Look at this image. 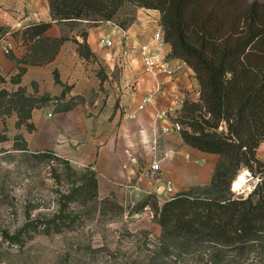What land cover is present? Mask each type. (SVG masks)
<instances>
[{
  "label": "crops",
  "instance_id": "crops-1",
  "mask_svg": "<svg viewBox=\"0 0 264 264\" xmlns=\"http://www.w3.org/2000/svg\"><path fill=\"white\" fill-rule=\"evenodd\" d=\"M0 16L7 23L0 31L9 33L13 44L9 55L0 53V90L8 85L17 94L34 82L38 93L57 95L67 86L71 95L81 98L43 119L57 122L63 143L59 150L63 147L77 165H89L97 176L108 179L107 188L122 186L132 197L151 191L174 194L210 182L220 155L187 144L180 131L163 132L173 118L156 115L172 105L178 118L186 104L200 100L194 70L172 55L168 42L158 47L159 58L172 68L182 67L172 75H153L143 69L138 46L151 39L160 22L159 10L137 8L134 20L125 28L109 20H54L48 0H0ZM44 21L51 25L36 39H63L53 55L31 63L23 55L27 44L36 39L23 32ZM77 27L83 29L81 33ZM107 35L110 46L101 41ZM80 43L87 45V55L79 52ZM89 93L94 95L92 99H82ZM144 97L148 102L138 109ZM153 140L154 150L150 147ZM153 158L161 159L168 178L163 184H154L147 175ZM167 181L170 190L165 187Z\"/></svg>",
  "mask_w": 264,
  "mask_h": 264
},
{
  "label": "rangeland",
  "instance_id": "rangeland-1",
  "mask_svg": "<svg viewBox=\"0 0 264 264\" xmlns=\"http://www.w3.org/2000/svg\"><path fill=\"white\" fill-rule=\"evenodd\" d=\"M137 8L125 4L115 21L135 17ZM77 30L81 33L83 29ZM27 45L23 56L36 62L58 47L42 39ZM4 88L0 90V264H264V231L243 248L162 235L155 205L196 186L174 194L151 191L132 197L122 186L107 188L108 179L94 172L97 196L69 199L81 173L92 169L77 165L63 147L59 150L63 143L57 122L43 119L81 98L71 95L67 86L57 95L38 93L34 82L17 94L8 85ZM93 96L89 93L82 99ZM205 118L211 122L209 114ZM178 120L183 129H189L185 122L191 120V114L183 109ZM224 130V124L216 129ZM256 154L264 162V141ZM147 175L156 185L168 179L164 173L155 176L149 169ZM241 175H245V182L235 189L234 181ZM257 176L242 167L230 190L235 196L246 195ZM145 199L148 203L141 207Z\"/></svg>",
  "mask_w": 264,
  "mask_h": 264
},
{
  "label": "trees",
  "instance_id": "trees-1",
  "mask_svg": "<svg viewBox=\"0 0 264 264\" xmlns=\"http://www.w3.org/2000/svg\"><path fill=\"white\" fill-rule=\"evenodd\" d=\"M48 1L54 20H109L121 28L134 18L115 21L125 4L157 9L172 55L183 59L195 72L200 100L184 106L191 120L185 122L189 129L180 133L187 144L221 158L207 185L155 205L162 235H183L243 248L248 240L264 231V162L256 154L264 141V1ZM50 25V21L35 23L23 34L36 39ZM62 39L42 40L58 45ZM78 50L84 55L88 53L85 43L78 44ZM205 114H209L211 122ZM220 124H224L225 130L217 132ZM242 167L253 176L258 175V181L246 195L235 196L230 186ZM81 177L69 199L75 195L84 200L95 198L94 171L86 170ZM147 203L145 199L140 206Z\"/></svg>",
  "mask_w": 264,
  "mask_h": 264
},
{
  "label": "built area",
  "instance_id": "built-area-1",
  "mask_svg": "<svg viewBox=\"0 0 264 264\" xmlns=\"http://www.w3.org/2000/svg\"><path fill=\"white\" fill-rule=\"evenodd\" d=\"M4 25H7L6 22L0 16V28ZM164 29L160 22L156 24V28L152 34L151 39L148 42L142 43L138 46L139 55L142 61L143 69L145 72L150 74L156 75L158 73H166L168 75L175 74L177 70L182 67V64H177L174 68L170 67L166 64V62L162 61L159 58L158 47L164 43ZM101 41L104 43L105 46H110L111 41L110 38L107 36L103 37ZM13 49L12 40L10 39L9 33L1 32L0 31V53L4 55H9ZM148 102V98L144 97L141 99V103L138 106V109H142L144 104ZM176 108L170 105L166 108L159 110L157 112L158 117L164 118H173L170 121L169 126L163 127V132L169 131H181L183 129L182 123L178 120L176 115ZM156 144V140L151 142V149L154 150ZM133 158H131L132 160ZM160 158H153L150 163V170L151 172L157 174L158 176L163 174L162 168L160 166ZM165 187L170 190V182L167 181ZM146 209V208H145Z\"/></svg>",
  "mask_w": 264,
  "mask_h": 264
},
{
  "label": "bare ground",
  "instance_id": "bare-ground-1",
  "mask_svg": "<svg viewBox=\"0 0 264 264\" xmlns=\"http://www.w3.org/2000/svg\"><path fill=\"white\" fill-rule=\"evenodd\" d=\"M242 177H240L239 179L234 181V188L235 189H240L242 187V185L244 184V175H241ZM244 177V178H243Z\"/></svg>",
  "mask_w": 264,
  "mask_h": 264
}]
</instances>
